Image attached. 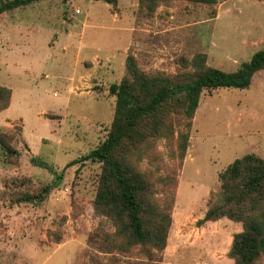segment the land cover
I'll return each instance as SVG.
<instances>
[{"label":"rangeland","instance_id":"1","mask_svg":"<svg viewBox=\"0 0 264 264\" xmlns=\"http://www.w3.org/2000/svg\"><path fill=\"white\" fill-rule=\"evenodd\" d=\"M260 50L264 0H179L155 12L140 0H119L116 8L42 0L1 15L0 86L13 96L0 112V136L14 154L0 145V264H234L228 253L242 224L198 222L230 164L248 154L264 158V71L246 89L203 94L182 162L176 141L187 129L179 116L174 140H159L141 162L158 179L176 182L167 247L151 258L140 247L103 250L104 234L115 227L94 213L102 165L84 158L105 141L113 121L111 84L132 80L128 56L146 73L173 76L191 73L184 65L200 55L208 66L233 72ZM48 186L54 188L43 200L15 204Z\"/></svg>","mask_w":264,"mask_h":264},{"label":"trees","instance_id":"2","mask_svg":"<svg viewBox=\"0 0 264 264\" xmlns=\"http://www.w3.org/2000/svg\"><path fill=\"white\" fill-rule=\"evenodd\" d=\"M40 1L1 0L0 16ZM93 1L113 8L119 2ZM175 1L179 0H140V7L155 12L159 6ZM185 1L216 5L226 0ZM126 67L132 80L124 78L109 88L110 95L115 97V113L107 137L84 159L102 165L94 213L109 219L115 227L113 233L104 234L103 250L127 253L140 247L151 258L154 251L167 247L173 225L176 182L170 175L158 179L144 170L141 162L154 155L159 140H174V116L182 118L187 129L179 133L176 141L178 159L182 162L188 150L192 120L203 94L250 87L255 75L264 71V50L256 52L250 61L243 62L233 72L208 66L206 57L201 55L184 65L192 68L189 74H149L137 66L134 56L127 57ZM11 99L12 90L0 86V112L10 107ZM0 145L4 151L14 154L5 136H0ZM34 159L32 162L37 163ZM79 162L76 160L69 166ZM219 178L220 191L198 225L222 219L242 224V231L233 237L228 257L234 264H261L264 259V158L245 155L230 164ZM53 188L48 186L34 197H20L15 204L43 200ZM54 234L56 243H60L61 230Z\"/></svg>","mask_w":264,"mask_h":264},{"label":"crops","instance_id":"3","mask_svg":"<svg viewBox=\"0 0 264 264\" xmlns=\"http://www.w3.org/2000/svg\"><path fill=\"white\" fill-rule=\"evenodd\" d=\"M79 11H80V10H79ZM80 13H81V11H80ZM83 26H84V27H87V26H89V25H87V23H83ZM55 30H56V35L62 34V32H63L62 30H60V29H58V28H56ZM64 33H65V32H64ZM65 35H67V36H72V35H73V30L71 29L70 31L66 32ZM77 50H78L79 52H81L82 47L79 46ZM83 77H84V75H83ZM83 77H81V78L79 79V81H81ZM72 82L75 83V82H78V81H74V80H73ZM12 96H13V94H12ZM76 97H77V96H76ZM78 97H81V96H78ZM71 98H72V97H71ZM11 100H12V99H11ZM11 102H12V101H11ZM10 105H11V104H10ZM208 223H212V222H208Z\"/></svg>","mask_w":264,"mask_h":264},{"label":"built area","instance_id":"4","mask_svg":"<svg viewBox=\"0 0 264 264\" xmlns=\"http://www.w3.org/2000/svg\"><path fill=\"white\" fill-rule=\"evenodd\" d=\"M77 13H80V11L78 10Z\"/></svg>","mask_w":264,"mask_h":264}]
</instances>
